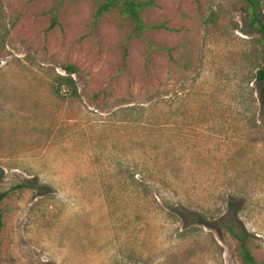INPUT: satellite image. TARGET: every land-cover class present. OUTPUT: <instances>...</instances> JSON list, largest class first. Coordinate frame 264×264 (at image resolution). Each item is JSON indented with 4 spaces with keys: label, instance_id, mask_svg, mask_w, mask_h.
Returning <instances> with one entry per match:
<instances>
[{
    "label": "rangeland",
    "instance_id": "374dc122",
    "mask_svg": "<svg viewBox=\"0 0 264 264\" xmlns=\"http://www.w3.org/2000/svg\"><path fill=\"white\" fill-rule=\"evenodd\" d=\"M158 3L177 31L136 37L93 0H0V264H241L232 195L264 264L259 34L245 0Z\"/></svg>",
    "mask_w": 264,
    "mask_h": 264
},
{
    "label": "trees",
    "instance_id": "16d2710c",
    "mask_svg": "<svg viewBox=\"0 0 264 264\" xmlns=\"http://www.w3.org/2000/svg\"><path fill=\"white\" fill-rule=\"evenodd\" d=\"M94 1V18L97 19L101 15L116 9L119 13L127 18L132 24V34L136 37L142 36L146 29H156L164 31H177V28L168 25L167 20H160L154 24H145L142 19V13L151 8H159L158 0H93ZM246 11L248 14L247 27L242 29L244 34H250L255 31L259 34L260 41V59L261 65L256 70L254 76L255 82L261 84L259 90L260 94V112L264 114V14L262 12V0H245ZM58 25L55 16H52L48 28ZM164 49V48H163ZM65 72L68 76L61 77L62 81L70 86L71 95H76V87L71 74L75 72L72 66H65ZM134 177V176H133ZM135 179V178H134ZM136 184L140 186L145 192H148L153 185L143 182L141 179H135ZM24 187H31L45 192V186H37L30 184L28 181L23 182ZM7 193L0 191V232L3 226L1 202L6 197ZM229 208L227 213L223 216L222 225L229 236L236 242V253L241 264H260L254 255L251 253L248 243L250 242V234L244 228L240 221L239 204L241 198L232 195L229 198Z\"/></svg>",
    "mask_w": 264,
    "mask_h": 264
}]
</instances>
